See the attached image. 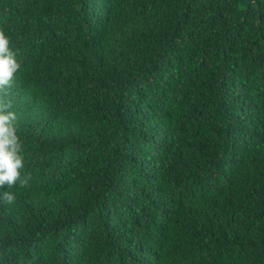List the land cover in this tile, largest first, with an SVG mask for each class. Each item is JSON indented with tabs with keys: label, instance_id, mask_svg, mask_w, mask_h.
<instances>
[{
	"label": "trees",
	"instance_id": "16d2710c",
	"mask_svg": "<svg viewBox=\"0 0 264 264\" xmlns=\"http://www.w3.org/2000/svg\"><path fill=\"white\" fill-rule=\"evenodd\" d=\"M0 31V264H264V0H0Z\"/></svg>",
	"mask_w": 264,
	"mask_h": 264
},
{
	"label": "clouds",
	"instance_id": "9594fccd",
	"mask_svg": "<svg viewBox=\"0 0 264 264\" xmlns=\"http://www.w3.org/2000/svg\"><path fill=\"white\" fill-rule=\"evenodd\" d=\"M16 53L9 47V39L0 31V94L7 96V90L13 85L15 74L21 65L16 59ZM10 101L0 99V189L11 188L19 183V187L28 185L30 176H21L24 167L22 144L17 135V115L9 111ZM4 202L11 204L15 201L14 193L4 191Z\"/></svg>",
	"mask_w": 264,
	"mask_h": 264
}]
</instances>
